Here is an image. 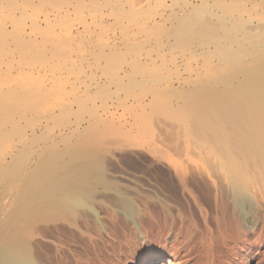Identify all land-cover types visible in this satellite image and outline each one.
<instances>
[{
    "label": "bare ground",
    "instance_id": "1",
    "mask_svg": "<svg viewBox=\"0 0 264 264\" xmlns=\"http://www.w3.org/2000/svg\"><path fill=\"white\" fill-rule=\"evenodd\" d=\"M87 1L95 7L100 2L0 0V52L14 46L43 64L65 48V37L92 35L118 20L115 13L84 16ZM206 8L202 11L216 14ZM118 9L128 13L124 6ZM76 12L82 17L78 26L62 25ZM195 13L171 17L166 21L171 27L162 32L175 45L172 52L188 43L207 45L188 55L197 67L190 73L195 79L168 84L152 70L119 73L113 69L116 59L104 56L102 83L93 92H79L74 102L64 101L66 81L59 82L55 105L45 96L38 99L47 89L31 79L28 87L10 86V96L0 94V264H56L59 258L52 261L51 254L59 256L83 239L92 245L90 212L111 226L133 219L145 248L128 264H249L264 255V33L249 31L244 19L222 17L215 24ZM91 17V23L84 21ZM152 25L143 22L137 30L155 38L159 23ZM5 55L11 63L16 58ZM215 61L243 65L216 75L207 67ZM183 66L175 64L171 72ZM34 70L26 76H39ZM15 80L1 79L0 85ZM90 100L101 104L94 112ZM56 106L83 117L58 143L56 133L48 132L56 124ZM23 124L31 133L17 139ZM40 141L39 151L34 145ZM130 150L146 152L162 166V198L152 195L150 183L138 188L139 177L106 173V156Z\"/></svg>",
    "mask_w": 264,
    "mask_h": 264
},
{
    "label": "rangeland",
    "instance_id": "2",
    "mask_svg": "<svg viewBox=\"0 0 264 264\" xmlns=\"http://www.w3.org/2000/svg\"><path fill=\"white\" fill-rule=\"evenodd\" d=\"M71 2H74L71 4L72 9H74L76 2ZM85 5V7L89 9V12H85V14L83 13L84 16L89 15L92 12H96L103 16L104 14L110 15L115 13V15L117 14L118 16V20L108 21V23L103 24L101 28H93L94 32H91L92 35H89V33H83L78 36L74 35L68 39L65 37L63 40L66 41L65 48L59 52L57 51L55 57H52V59H49V62L43 64L34 61L31 58H27L21 50H16L14 46L2 50L0 52V80L2 79L6 81L7 79L16 78L17 81L15 80L13 84L8 83L9 85H0V94H9L8 96H10V86L12 88H18L20 87L19 84H21V87H28L26 83L29 82L28 79H31V82L34 81V86L46 87L47 89L46 92L38 95V99H40V97L44 99L45 96L54 104L55 98L60 94L61 86L59 82L66 81L67 83L65 86L69 89V95L64 101L67 103L74 102L76 95H78L79 92H82V94L93 92L96 90L98 86L97 84L102 83L100 80L102 74L100 63L104 62L102 60L104 56H111L116 59L113 61V69L118 70L119 73L127 69L130 71H133L134 69H137V71L142 69H147L149 71L152 70L151 72H153V75L157 74V78L163 80L161 82L168 84L172 82L175 83L178 79L182 78L195 79L197 78L196 75L190 77V73L196 70L197 67L192 60H190V56L188 55H190L189 53L193 50L200 53V49H203L207 45L188 43L184 45L183 49L174 50V52H172L175 45L169 41L170 39L166 34L162 33L171 27V25H169L170 23L166 22L168 19L171 20V17L178 16L185 18L190 11L193 12L194 10H196L195 14L200 20H207L210 23L219 24V20L222 17L230 18L231 21L244 19L249 31H252L253 33H264V0H115L112 4L106 3V0H100L99 3L97 2L96 7L91 5L89 1H87V4ZM119 6H124L128 13L120 12L118 9ZM206 7L216 14L202 11L204 10L202 8ZM132 9H137L135 12L136 14L129 13ZM29 10L31 12V9ZM40 12L41 11L39 10V13ZM199 12L202 13L199 14ZM39 13L36 14L38 15ZM96 13L95 15H97ZM41 14H43V12ZM76 14L77 12L71 15L68 19L66 18L64 22L62 20V25H67L66 23H68L67 26H78L77 24L80 23L79 20L82 17L79 15L80 12L77 14L80 17ZM162 18L166 19L164 20ZM91 19L92 17L85 19L84 21L91 23ZM143 22L148 26L152 25V22L159 23L157 26L158 28L153 30V32L158 34L155 38L141 36L137 29H139V26H141ZM28 24L30 25V22L27 21V25ZM9 30V32L12 31V29ZM59 30L60 29H58V31ZM58 34L59 33H56V35ZM123 35L128 38L126 43L120 41L119 43H116L113 41L114 39H109V37L113 38V36L120 37ZM25 45L26 44L23 46ZM14 49L15 51H13ZM5 53H8V55L13 54L14 58L16 57L12 63L10 62L11 59L8 58ZM115 55H117V58H115ZM203 63L206 62H200V64ZM65 64L67 66H65ZM175 64L184 65L179 70L178 74H176V72H171L173 68L172 66ZM241 65H243L242 62L237 61L230 62L229 66L225 67V64L215 61L209 62L207 67H209V69L212 68L216 75H220L223 72L225 73L235 70ZM31 68L32 70L34 68V71H37L36 73L40 75L37 76V74H34L36 76H26L30 75L28 73L31 71ZM96 81L98 83H96ZM112 89H114V87H112ZM88 105L91 107L90 111L94 112L101 104L99 101L90 100ZM52 112L56 118V124L51 125L48 132L56 133L53 137H55L54 141L57 143L61 141L60 136L67 134L69 130H72L81 120H83L82 116H73L72 114L64 113L57 106ZM89 113L90 112L85 113V119L90 118ZM56 127L57 129L52 131ZM30 130L28 124H23L22 129L16 131V134H18L16 138L19 139L23 137L24 134L30 135ZM28 141L29 136L25 142L27 143ZM41 143L42 142L40 141L39 145H34L39 151V147L44 146L43 143ZM112 155L109 154V157L106 156L107 158H105L104 161L107 165L105 166V170L107 174L109 173V177H114V174L116 176L119 173H129L133 176L139 177V181L141 182L136 184L138 188L141 189L144 185V188H146V185L150 183L156 190H154L155 192L153 191L152 195L157 194V196L162 198L161 186L165 185L162 176V171L164 170L161 165L157 164L155 158L146 152L139 150L121 151L113 153ZM143 182L144 184L142 185ZM140 183L142 186L138 185ZM136 186H134V188H137ZM144 190L145 189L142 188L140 191L148 193ZM97 196L101 197L102 194L100 193ZM151 206L155 210L160 209L157 202H152ZM99 208L101 209L100 205ZM99 208L96 206V211L101 213ZM89 214H87L89 215V219H87L90 224L89 231H91L90 234H92V245L87 246V244H89L88 240L86 241L83 239L81 240L82 243H77L74 245L75 247L72 245L71 248L69 246L68 248L70 249L67 248V251L65 249L59 256L51 254L50 258H52V261H54L56 257L59 259L63 257V260L60 259L61 261L57 258L59 261L55 260L56 264H63V262L64 264H128L134 262L138 253L145 248V245L135 229L133 219L126 220V218H121L111 226L112 224H109L108 221V224H106V221L103 219L97 220L93 213L90 212ZM95 226L96 228H93ZM84 242L86 246H84ZM51 263L53 264V262ZM239 264H245V262H239ZM249 264H264V255L261 253L257 254Z\"/></svg>",
    "mask_w": 264,
    "mask_h": 264
}]
</instances>
